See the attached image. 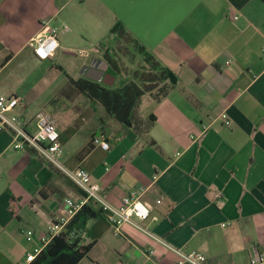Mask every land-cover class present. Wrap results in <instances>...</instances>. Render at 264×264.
<instances>
[{
	"label": "crops",
	"instance_id": "crops-1",
	"mask_svg": "<svg viewBox=\"0 0 264 264\" xmlns=\"http://www.w3.org/2000/svg\"><path fill=\"white\" fill-rule=\"evenodd\" d=\"M45 20L58 29V54L76 57L81 70L113 58L122 29L174 74L165 95L146 93L147 116L155 120L142 130L95 111L84 97L74 120L56 123L61 163L85 168L115 205L136 192L158 217L145 222L153 232L203 252L209 264H251L264 255V1L0 0V49L8 52L0 94L19 96L15 113L30 133L36 114L46 112L30 107L45 101L26 99L18 71L26 60L46 64L57 55L39 60L29 45ZM21 56L22 68L8 70ZM81 70L56 90L84 76ZM101 133L107 150L92 141ZM66 197L84 193L33 148L15 149L11 132L1 131L0 264L25 258L64 211ZM25 229L35 232L34 242ZM83 244L91 247L78 264H177L173 251L129 225L116 235L104 213L88 222Z\"/></svg>",
	"mask_w": 264,
	"mask_h": 264
},
{
	"label": "built area",
	"instance_id": "built-area-1",
	"mask_svg": "<svg viewBox=\"0 0 264 264\" xmlns=\"http://www.w3.org/2000/svg\"><path fill=\"white\" fill-rule=\"evenodd\" d=\"M57 35L58 29L51 27L49 20L43 21L42 30L29 41L34 55L39 60H46L55 55L59 48ZM20 102L17 95L0 94V132L4 130L11 132L15 149L34 148L40 156L57 166L84 193V197L78 200L66 197L63 200L64 211L50 220L47 231L38 237V242L27 251L25 258L17 261L16 264H31L54 236L66 231V226L72 217L89 201H93L106 215L116 235L121 234L123 226L129 225L173 251L177 256V264H209L203 252L183 250L153 232L145 222L148 220L155 222L158 217L152 214L151 205L142 200L136 192L123 196L121 202L115 205L103 195L101 185L92 179L91 174L85 168L71 169L63 165L59 160L63 152L61 137L54 118L47 112L37 113L36 131L30 133L26 130L21 117L15 113V108ZM220 117L226 126L230 125L231 121L226 111L221 112ZM92 141L104 150L110 147L103 133L94 136ZM23 234L29 242H34L36 239L32 229L23 230ZM74 236H80L83 243L85 231ZM149 252L151 255L154 254L153 249ZM251 264H264V255L256 254L251 259Z\"/></svg>",
	"mask_w": 264,
	"mask_h": 264
},
{
	"label": "rangeland",
	"instance_id": "rangeland-1",
	"mask_svg": "<svg viewBox=\"0 0 264 264\" xmlns=\"http://www.w3.org/2000/svg\"><path fill=\"white\" fill-rule=\"evenodd\" d=\"M114 26L111 27V29H113ZM112 37H114L113 34L109 36V39ZM147 55L150 54L144 49L141 50L140 46L137 45V43L128 33L122 32L120 35H118L115 38V43L113 44L114 57L109 58L110 62H116L118 67L117 70L119 72L113 87H120L131 80L137 81L136 75L140 76L142 73L144 74H142L141 77H146L147 69L150 68V63L146 62ZM7 56L8 52L0 49V64L6 60ZM22 60H24L22 56L14 60L9 66L8 70L22 68L21 66L24 65ZM76 60V57L70 55L61 56L58 54V50L57 55L54 58H51L46 64H35L36 61L29 62L26 60V64L23 66L21 71H18L20 76L25 78L26 82L24 85H28V91L25 97L28 100L36 96V98L40 99L41 101H45L43 105L32 103V106L34 107L31 106L30 108H33L34 111L37 110V108L38 110L45 109V111L48 113H50L48 111L50 110L56 123L60 122L61 118L64 122H71L74 120L76 111L81 109L84 96L72 95L71 97H64L65 93L64 95H61L59 93L60 89L56 90V86H60L62 80L66 76L75 77L80 74L79 72L81 68L75 63ZM49 65L50 67L53 66L51 74L49 69L47 70V66ZM31 84H34L33 89H31ZM153 84L158 85V87H156L151 95H153L155 98H159V96L163 93L165 84H163L161 81H157L152 82L150 85ZM145 95L140 98L136 112L131 119V122L134 124V126L140 130L147 128L148 122L150 120L149 115L147 116L149 107ZM97 107H99V110L101 109L100 112L105 114L106 110L103 106L97 105ZM85 127V124H80L78 129L84 130ZM35 131L36 130L34 129L32 132L35 133ZM59 160L61 162V158Z\"/></svg>",
	"mask_w": 264,
	"mask_h": 264
},
{
	"label": "trees",
	"instance_id": "trees-1",
	"mask_svg": "<svg viewBox=\"0 0 264 264\" xmlns=\"http://www.w3.org/2000/svg\"><path fill=\"white\" fill-rule=\"evenodd\" d=\"M122 32V29L117 31L119 35ZM140 49L144 48L140 47ZM146 62L150 63L146 77H141L144 73L140 76L136 75L137 81L131 80L120 87H113L81 76L78 79L69 78L59 93L61 95L65 93L64 97L84 96L91 102L95 111H97V105H101L118 121L131 122L140 98L146 93H152L158 87V85L150 84L157 81L165 84L163 93L160 95L163 96L172 85L170 78H174V74L162 67L154 57L147 55ZM110 63L117 70L116 62ZM154 120L155 116L151 115L149 122L152 123ZM88 149L86 148L83 153H86ZM97 217H103V212L93 201H89L72 217L66 226V231L54 236L31 264H78L89 252L91 245L83 244L80 236L75 237L74 235L85 231L88 222Z\"/></svg>",
	"mask_w": 264,
	"mask_h": 264
},
{
	"label": "water",
	"instance_id": "water-1",
	"mask_svg": "<svg viewBox=\"0 0 264 264\" xmlns=\"http://www.w3.org/2000/svg\"><path fill=\"white\" fill-rule=\"evenodd\" d=\"M81 73L88 79L101 82L108 86H113L117 78L116 71L103 59L94 60L89 66L85 65ZM170 80L174 81L173 78H170Z\"/></svg>",
	"mask_w": 264,
	"mask_h": 264
},
{
	"label": "flooded vegetation",
	"instance_id": "flooded-vegetation-1",
	"mask_svg": "<svg viewBox=\"0 0 264 264\" xmlns=\"http://www.w3.org/2000/svg\"><path fill=\"white\" fill-rule=\"evenodd\" d=\"M108 62V64H109V66H111L112 68H113V66L111 65V63L109 62V61H107ZM114 69V68H113ZM115 71H116V73H117V76H118V72H117V70L116 69H114Z\"/></svg>",
	"mask_w": 264,
	"mask_h": 264
}]
</instances>
